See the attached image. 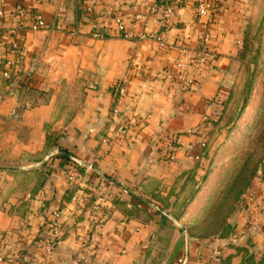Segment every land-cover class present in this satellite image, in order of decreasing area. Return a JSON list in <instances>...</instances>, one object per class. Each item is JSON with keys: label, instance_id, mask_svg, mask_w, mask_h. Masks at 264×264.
<instances>
[{"label": "crops", "instance_id": "0c3cea01", "mask_svg": "<svg viewBox=\"0 0 264 264\" xmlns=\"http://www.w3.org/2000/svg\"><path fill=\"white\" fill-rule=\"evenodd\" d=\"M3 1L0 256L5 264L17 256L25 258L23 264H76L81 242L90 236L93 244L86 252L92 264H139L162 222L155 216L146 222L144 211L152 213L149 207H154L168 216L160 201L171 195L183 172L196 167L184 148L172 162L165 161L156 143L170 134L182 135L190 145L206 141L210 122L203 118L221 116L238 89L242 38L264 0H209L215 7L209 47L217 58L191 74L192 87L172 83L179 53L161 49L151 37L171 47L199 48L206 29L196 17V0H167L174 7L171 23L164 27L159 16H146L137 24V33L148 36L142 40L120 38L117 21L130 29L136 6L157 0H97L95 21L105 32L103 39L92 37L90 23L71 34L79 19L77 0ZM18 6L41 15L48 26L20 33V49L13 54L5 34ZM8 63L16 80L12 84L3 78ZM120 82L128 87L121 110L135 120L149 119L147 128L138 131L134 125L124 139L115 134L112 118V89ZM49 136L58 137L82 165L83 185L91 190L83 203L74 201L69 165L54 159L56 148L47 149ZM87 166L92 172L86 173ZM55 208L64 213L61 243L47 257L45 240ZM234 252L200 245L185 255L187 264H216L217 253L236 264L242 258Z\"/></svg>", "mask_w": 264, "mask_h": 264}, {"label": "rangeland", "instance_id": "374dc122", "mask_svg": "<svg viewBox=\"0 0 264 264\" xmlns=\"http://www.w3.org/2000/svg\"><path fill=\"white\" fill-rule=\"evenodd\" d=\"M242 39L239 86L229 96L223 114L209 120L203 142L206 159L198 170L186 171L171 195L160 201L158 207L168 214L166 219L154 207H149L152 213H143L146 222L153 221V216L162 222L139 264H177L200 245L227 247L236 250L234 254L240 251L242 259L236 264H264L262 4ZM216 264L234 262L222 255Z\"/></svg>", "mask_w": 264, "mask_h": 264}, {"label": "built area", "instance_id": "2783aa9c", "mask_svg": "<svg viewBox=\"0 0 264 264\" xmlns=\"http://www.w3.org/2000/svg\"><path fill=\"white\" fill-rule=\"evenodd\" d=\"M79 3L78 8V21L76 27L71 31L73 36L81 32V24L90 23L92 30V37L95 39H103L105 37V32L102 31L101 27L96 23L95 18L98 13L97 0H77ZM126 3L130 4L133 0H125ZM139 11L134 17V25L130 29H126L120 20L117 21L118 24V34L119 37L124 40H133L135 38L142 40L146 39L148 36L141 35L137 33V24L143 20L146 16H159L160 23L164 27H168L172 21L174 15V7L167 0H157L155 3L138 4ZM194 11L197 19L203 23L205 26V34L202 36L201 44L199 48H189L183 45H168L165 40L158 37H151L156 40L160 45L161 49L178 52L179 56L173 64L172 73V83L183 84L184 86L192 87L193 81L190 78L191 74L200 72L203 69L208 68L211 63L217 58V54L214 50L209 47L211 42V30L213 26L212 15L215 11V7L212 1L209 0H196L194 3ZM14 22L13 25L6 31V39L9 47L10 53H17L20 49L19 42L16 40L17 36L27 30L38 32L47 28V22L39 14H31V12L23 6H18L14 10ZM6 17V11L4 9V1L0 0V18ZM143 72H147V77L151 74L146 68H143ZM3 78L5 80H11L15 78L13 73L12 63L7 64V69L3 73ZM114 91V106L112 109V118L115 122V134L118 138L124 139L129 137L131 130L135 127L138 131H142L148 126V117H143L141 119H134L133 116L124 113L121 110V105L123 99L128 95V87L125 82L117 83ZM210 120V118L208 117ZM206 117L203 118L204 122H209ZM157 150L161 157L167 161L172 162L175 158L176 151L180 148H184L188 158L194 163L202 161L205 143L200 142L197 145L186 144L182 135L170 134L165 136L161 141L156 143ZM68 169V180L70 184L74 185L76 194L74 197L75 202L83 203V193L82 190L84 185L81 178V173L78 168L71 163ZM92 166H87L86 173L92 172ZM264 189V182H263ZM261 195L264 200V191ZM252 198H248L247 202H252ZM250 209V204L247 203V210ZM64 213L60 208H55L52 211L53 224L51 225V234L45 240V251L47 257L51 256L54 248L61 243L62 235V225H63ZM82 254L78 258L76 264H92L91 260L86 251H89L92 247L93 240L90 236L83 238L82 242ZM218 260H220V254H216ZM6 258L0 256V264H5ZM25 262L24 257L17 256L9 262V264H23ZM187 256L181 257L177 264H187Z\"/></svg>", "mask_w": 264, "mask_h": 264}, {"label": "trees", "instance_id": "16d2710c", "mask_svg": "<svg viewBox=\"0 0 264 264\" xmlns=\"http://www.w3.org/2000/svg\"><path fill=\"white\" fill-rule=\"evenodd\" d=\"M30 12H31V14H35L32 11H30ZM8 82L12 84L13 82H16V80H15V78H12L11 80H8ZM114 91H115V88L112 89V92H114ZM57 140H58V137L53 136V138H52V136H49L47 138V144H46L47 145V149L52 148V147L56 148V154H55V158L54 159H60L61 161H64L66 163H71L72 165L76 166L81 173H83L84 169H83L82 165L78 163V160L74 157L72 152L69 151L67 148H64V147L60 146L58 144ZM50 141H53L52 145H49ZM205 159H206V155L203 153L202 161L196 163V167L193 170H198L199 166H201L203 164V161ZM185 172H183V174H186ZM87 188L83 187V189H81L82 193H83V196H88V194H90L89 193L90 191ZM76 190L77 189H74L73 193L76 192ZM143 205H145V204L143 203ZM158 215L161 216L160 218H163V219L167 218V216L161 214L160 212H158Z\"/></svg>", "mask_w": 264, "mask_h": 264}]
</instances>
